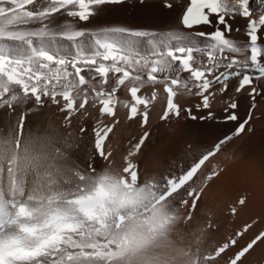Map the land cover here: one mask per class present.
Here are the masks:
<instances>
[{
  "label": "snow or ice",
  "instance_id": "1",
  "mask_svg": "<svg viewBox=\"0 0 264 264\" xmlns=\"http://www.w3.org/2000/svg\"><path fill=\"white\" fill-rule=\"evenodd\" d=\"M125 3L0 0V264H249L264 246V218L210 248L212 214L193 223L227 170L213 160L264 103V0L259 15L251 0H176L178 26L164 30L95 22L103 6ZM162 7L172 10L173 0ZM185 96L196 102L181 104ZM157 101L162 122L215 121L221 103L220 119L234 128L160 178L141 174L145 130L117 166L106 150L110 134L125 121L147 129ZM46 108L61 124L32 126ZM78 118L96 121L87 167L73 158ZM248 202L240 196L227 211L236 218Z\"/></svg>",
  "mask_w": 264,
  "mask_h": 264
},
{
  "label": "bare ground",
  "instance_id": "2",
  "mask_svg": "<svg viewBox=\"0 0 264 264\" xmlns=\"http://www.w3.org/2000/svg\"><path fill=\"white\" fill-rule=\"evenodd\" d=\"M253 1L256 3V0ZM173 3L174 8L169 10L162 7V0H147L146 6L137 5L135 0H126L122 6H103L99 10L95 22L97 24L120 23L134 28L164 30L178 26V16L181 9L176 5V0H173ZM257 13L259 14V12ZM136 47L142 53L149 50L146 42H138ZM59 51L63 55H70L72 50L70 47L60 46ZM120 95L121 99L126 98L123 94ZM193 101L195 103L193 98L187 96L180 99L181 104L185 106L193 104ZM245 103L241 101L242 106L239 109L241 116L246 111ZM263 104L259 105V109H256V113H254L256 117L253 116L254 118L249 122L248 130L229 142L213 160L214 164H218L227 170L219 180L212 183L207 189L199 213L193 222L197 226L203 225L208 219L204 213L210 212L214 224L218 226V231L208 238L205 247L210 248L217 240H222L234 229L238 230L245 222L264 218V114L256 115L261 113ZM118 111L123 116L126 109L118 106ZM213 111L217 114L215 121L201 122L181 118L179 121L172 119L168 122H162L159 119L161 102L157 101L150 113V124L147 129L140 128L137 123L123 122L114 129V134L109 137V141H106L108 151L113 152V159L119 166L122 156L130 147L129 136L137 138L143 134V131H149V139L138 157L141 174L155 175L160 178L173 170L174 166L179 167L190 160L189 153L195 154L197 150L210 146L234 128L232 122L225 124L220 119L223 116L221 103H214ZM5 119L4 112H0V123ZM30 119L32 126L36 124L47 125L49 122L59 126L62 117L55 111V108H46L43 116L37 115ZM77 120L83 124L78 125ZM95 123L96 121L93 119L78 118L74 120L73 127L70 129L77 135L75 143L78 147L73 151V158L84 167H87L88 157L94 151V137L91 127ZM81 126L87 127L89 131L80 135L78 129ZM188 143L192 145H189L190 148L187 146ZM245 195L249 197L247 207L238 217H231L227 209L238 197ZM248 261L249 264H264V246L257 247L252 251Z\"/></svg>",
  "mask_w": 264,
  "mask_h": 264
},
{
  "label": "rangeland",
  "instance_id": "3",
  "mask_svg": "<svg viewBox=\"0 0 264 264\" xmlns=\"http://www.w3.org/2000/svg\"><path fill=\"white\" fill-rule=\"evenodd\" d=\"M252 1H253V0H251V6H252V8L255 10V11H254V14H256L257 12H259V11H258V0H256V3H254V1H253V3H252ZM256 15H259V14L257 13ZM195 102H196V101H195ZM193 104H194V101H193ZM263 105H264V104H263ZM258 107H259V106H258ZM262 107H263V108H261V110H260L261 113H260V112L257 113V114H256L257 116H259V114H260V116H261V114H264V106H262ZM221 108H223V105H222V104H221ZM259 108H260V107H259ZM259 108H257V109H259ZM55 111H56V110H55ZM262 111H263V112H262ZM56 112H57V111H56ZM254 113H256V110H255ZM253 116L256 117L255 114H253ZM254 117H253V118H254ZM186 119H187V118H186ZM187 120H188V119H187ZM198 121H201V120H198ZM75 122H76V121H75ZM77 122H78V125H82V124H83V122H81V121H78V120H77ZM201 122H202V121H201ZM250 131H251V130H250ZM229 133H230V132H229ZM140 135H141V134H140ZM241 135H242V134H241ZM111 136H112V134H110L109 137H111ZM129 137H130V139L128 138L129 141H133V140L139 138V137L135 138L134 136H129ZM131 138H132V139H131ZM108 141H109V140H108ZM106 143H107V142H106ZM108 145H109V144H108ZM189 145H191V143H188V145H187L188 148H190V147L192 146V145H191V146H189ZM108 147H110V146H108ZM106 148H107V145H106ZM107 150H108V148H107Z\"/></svg>",
  "mask_w": 264,
  "mask_h": 264
}]
</instances>
